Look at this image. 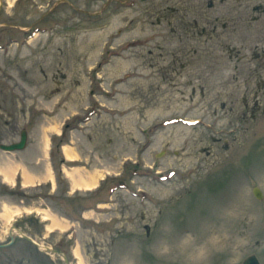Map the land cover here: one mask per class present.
I'll return each mask as SVG.
<instances>
[{"label": "rangeland", "instance_id": "obj_1", "mask_svg": "<svg viewBox=\"0 0 264 264\" xmlns=\"http://www.w3.org/2000/svg\"><path fill=\"white\" fill-rule=\"evenodd\" d=\"M125 1L0 0V144L28 132L0 149V209H22L0 218V264H264L257 36L190 45L200 69L176 76L177 0Z\"/></svg>", "mask_w": 264, "mask_h": 264}, {"label": "flooded vegetation", "instance_id": "obj_2", "mask_svg": "<svg viewBox=\"0 0 264 264\" xmlns=\"http://www.w3.org/2000/svg\"><path fill=\"white\" fill-rule=\"evenodd\" d=\"M176 4L178 6L174 7L175 24H178V27L173 28L171 41L177 49L175 48L169 55L161 54L165 55L162 57L166 62L164 67L174 74H177V71L181 73L187 68V71L200 69L198 60L202 54H196V49H193V53L188 52L189 46L196 43L223 45L236 39L251 43L254 34L257 36L256 44L261 46L257 50L259 52L253 51L252 55L253 57L259 55L258 53L264 55V0H177ZM239 32L240 34H237ZM244 34L251 36H243ZM226 35L235 36L228 39ZM203 73L205 72L197 75L203 78ZM197 85L202 87L199 83ZM194 89L195 85L192 84V92ZM244 107L246 108L247 104ZM253 107L259 109L257 101ZM243 115L245 113H242ZM251 117L254 119V114H251Z\"/></svg>", "mask_w": 264, "mask_h": 264}, {"label": "bare ground", "instance_id": "obj_3", "mask_svg": "<svg viewBox=\"0 0 264 264\" xmlns=\"http://www.w3.org/2000/svg\"><path fill=\"white\" fill-rule=\"evenodd\" d=\"M62 150H63L64 155L66 156V158L68 160H70V161L74 160V158H73L74 155L72 154L71 148H69L68 146H63ZM4 180L7 182H10V179H9L6 172H5ZM29 180H31V181H29ZM33 180L34 179H28L27 181L24 182V184H27L29 182H33ZM83 185L85 186V188H90L93 185V183L84 182ZM21 210L22 209L19 208L18 206L10 207L7 203L2 204L1 209H0V218L9 222L13 219V217L15 215L20 214V212H22ZM28 211H30V210L28 209ZM41 218H42V220H48L49 221V223L46 225L47 231H53L55 229H59L62 231L66 226L64 221L62 223H59L58 221H56L55 218H53L48 213H43ZM76 255H77V252H76Z\"/></svg>", "mask_w": 264, "mask_h": 264}, {"label": "water", "instance_id": "obj_4", "mask_svg": "<svg viewBox=\"0 0 264 264\" xmlns=\"http://www.w3.org/2000/svg\"><path fill=\"white\" fill-rule=\"evenodd\" d=\"M26 137H27V133L26 130L23 129L20 132V140L17 142H13V143H9V144H0V148L7 150V151H11V150H16V149H21L25 146L26 143ZM253 194L255 195L256 198H261L262 194L259 190L258 187H254L253 188ZM15 228V226H10L9 228V236H10V242L7 244H0V246H5L10 244L13 241V236H12V230ZM21 236L27 238L28 240H31L32 242H34L29 236L25 235L24 233L20 232ZM35 244H37L36 242H34ZM40 246V245H39ZM45 251H52L51 248L46 247ZM54 252H56V250H54ZM242 264H259V260L256 257V255L251 254L249 256H247L243 261Z\"/></svg>", "mask_w": 264, "mask_h": 264}, {"label": "trees", "instance_id": "obj_5", "mask_svg": "<svg viewBox=\"0 0 264 264\" xmlns=\"http://www.w3.org/2000/svg\"><path fill=\"white\" fill-rule=\"evenodd\" d=\"M1 249H5V248L3 247V248H1ZM17 264H20V262H18Z\"/></svg>", "mask_w": 264, "mask_h": 264}]
</instances>
